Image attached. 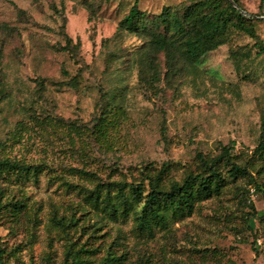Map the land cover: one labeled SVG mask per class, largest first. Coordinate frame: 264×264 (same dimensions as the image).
<instances>
[{
	"label": "rangeland",
	"instance_id": "rangeland-1",
	"mask_svg": "<svg viewBox=\"0 0 264 264\" xmlns=\"http://www.w3.org/2000/svg\"><path fill=\"white\" fill-rule=\"evenodd\" d=\"M238 1L255 37L233 31L170 79L160 55L153 86L136 63L146 39L119 24L136 3L153 17L190 0H0V158L41 166L1 181L27 206L19 223L0 213L5 264H65L69 250L90 264L109 251L123 264H264V161L252 155L264 133V0ZM230 144L248 174L152 234L133 211L112 217L89 199L98 184L147 189L160 172L165 188L182 183L201 172L198 154Z\"/></svg>",
	"mask_w": 264,
	"mask_h": 264
},
{
	"label": "trees",
	"instance_id": "trees-1",
	"mask_svg": "<svg viewBox=\"0 0 264 264\" xmlns=\"http://www.w3.org/2000/svg\"><path fill=\"white\" fill-rule=\"evenodd\" d=\"M246 13L238 0H190L181 11L165 7L160 14L152 17L141 11L136 3L120 22L118 31L146 39L138 52L136 63L140 67L141 79L154 86L161 81L163 75L157 63L160 55L165 59L164 78L170 79L187 68L196 67L204 56L227 45L233 31L255 37V20ZM256 47L258 53L264 55V45L258 43ZM64 49L77 54L80 44H75L68 37ZM83 82L84 72L81 70L67 86L77 89ZM101 102L103 103L102 99L100 105ZM234 149V144L224 146L220 154L213 158L198 154L201 172L189 173L182 183L173 182L168 188L162 186L163 173L160 172L148 178L147 189L143 184H98L90 192L89 199L96 208L101 207L104 213L112 217L125 216L133 211L137 228L152 234L155 228H167L173 219L191 216L199 203L220 195L231 181L248 174L247 166L235 161ZM252 155L253 158L264 161L263 132ZM224 169L226 175L223 173ZM40 171L41 166L0 158V213L8 214L14 223H19L26 215L27 206L23 199L9 194L1 181L6 177L18 180L37 177ZM54 221L65 227L63 219L54 218ZM83 251L74 253L69 250L65 264H90L89 260L81 258L80 253ZM5 252L0 250L1 255ZM0 264H5L2 259ZM100 264L123 263L120 257L109 251Z\"/></svg>",
	"mask_w": 264,
	"mask_h": 264
},
{
	"label": "water",
	"instance_id": "water-1",
	"mask_svg": "<svg viewBox=\"0 0 264 264\" xmlns=\"http://www.w3.org/2000/svg\"><path fill=\"white\" fill-rule=\"evenodd\" d=\"M234 3V2H233ZM236 6V5H235Z\"/></svg>",
	"mask_w": 264,
	"mask_h": 264
}]
</instances>
